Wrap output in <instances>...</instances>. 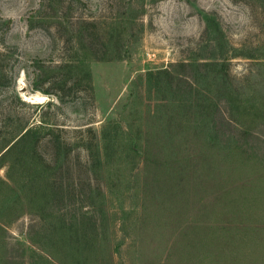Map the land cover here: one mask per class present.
Wrapping results in <instances>:
<instances>
[{"label": "rangeland", "instance_id": "374dc122", "mask_svg": "<svg viewBox=\"0 0 264 264\" xmlns=\"http://www.w3.org/2000/svg\"><path fill=\"white\" fill-rule=\"evenodd\" d=\"M31 126L0 162V264L48 256L38 210L97 187L110 264H264V0H0V155Z\"/></svg>", "mask_w": 264, "mask_h": 264}, {"label": "trees", "instance_id": "16d2710c", "mask_svg": "<svg viewBox=\"0 0 264 264\" xmlns=\"http://www.w3.org/2000/svg\"><path fill=\"white\" fill-rule=\"evenodd\" d=\"M74 62L76 63V65H72L73 61L68 60L66 63H64V65L77 66L82 68V66H80L79 64H84L86 60L85 58L82 60L74 59ZM207 64L204 63V65ZM85 70H87L86 75L89 88H92L90 82V75L88 74L89 70L87 67H85ZM164 71L167 72L166 69ZM160 72L161 71L157 73ZM152 73L153 72L150 71L149 74ZM56 97L60 101H63V97L61 94L56 93ZM234 104L235 103L232 102V106H235ZM241 113L244 114L245 110H243ZM38 127L40 129L48 131L49 133H52L54 130L49 125H39ZM36 130L37 128L35 126L26 128L24 132H22L21 135L6 149V151L2 155H0V162L5 158L7 154L13 151L16 147H18L21 142H23L27 137L31 135V133H34ZM81 146L85 150L87 156L85 167L87 169L88 175L90 179L95 177L97 178L98 176H100V157L98 146L92 141L91 138L82 142ZM71 149L73 148L68 143L64 145L55 143L54 150L56 153H54V155H51L50 159L48 161H45L43 165L50 167L47 168L51 170L56 168L57 158H60V155H62L64 156V160H67ZM35 170L38 171L36 167L34 168V171ZM0 183L4 182L1 180ZM49 191L51 193L53 192L52 186L49 187ZM101 193L102 191L100 190V187H97L98 198L93 199V195L86 194L88 195L89 199H86L84 201V204L89 206V208L76 210L72 215H68L67 212H60L56 213L52 220L51 218L46 220L45 213L43 211L38 210V214L44 221V223H42L41 228L36 231L34 235L29 236V240L31 242L40 243L41 246L45 248L44 251L48 256H42L41 254L34 255L31 258L30 264H38L39 262L54 264L53 259L56 260L58 264H71V262L69 261L70 258L73 259L76 264H90L92 259H90V255L88 254V252L92 248L93 251L96 252V256L94 259L95 264H110V261L112 260L111 251L108 242L105 239V237L108 236V227L106 224L107 215L106 210L103 207V198H101ZM19 199L23 200L22 198ZM27 200L29 199L24 198V201L27 202ZM70 206L71 205L69 203V209H71ZM96 207L98 209H96ZM141 210L143 216H145V197L142 200ZM41 238H49L51 243H49V241L44 243ZM35 256H37V258ZM48 257H50V259Z\"/></svg>", "mask_w": 264, "mask_h": 264}]
</instances>
